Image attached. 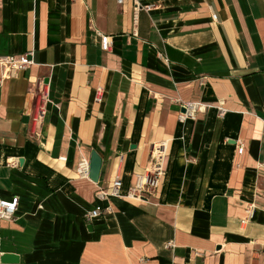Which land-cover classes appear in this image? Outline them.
<instances>
[{
	"label": "crops",
	"instance_id": "crops-1",
	"mask_svg": "<svg viewBox=\"0 0 264 264\" xmlns=\"http://www.w3.org/2000/svg\"><path fill=\"white\" fill-rule=\"evenodd\" d=\"M25 54L0 81V264H264V0H0V56ZM94 151L97 184L76 175Z\"/></svg>",
	"mask_w": 264,
	"mask_h": 264
},
{
	"label": "built area",
	"instance_id": "built-area-1",
	"mask_svg": "<svg viewBox=\"0 0 264 264\" xmlns=\"http://www.w3.org/2000/svg\"><path fill=\"white\" fill-rule=\"evenodd\" d=\"M124 0H118L120 5L123 4ZM137 3V2H136ZM139 6H136L138 10ZM101 38V48L103 51L108 52L111 48V38L101 32H98ZM33 65V60L31 54H25L21 56H0V81L12 78L15 75L25 72ZM96 101L101 103L103 101V89L99 88L97 91ZM182 107L186 109V112H181L179 115L180 122H186L189 119L195 120L198 111L206 109L205 105L200 103H184L182 102ZM44 112L41 110V113ZM220 116L226 114V110L220 105L219 108ZM41 115L38 114L34 121L36 125L41 123ZM244 151V146H239V153L242 154ZM63 160H66L63 158ZM76 175L80 179H90V161L88 159H82L76 168ZM164 175V171L160 163L156 162L150 169H147L143 174H137L135 176V182L132 185L128 198L145 201L151 196H154L159 188L161 178ZM123 187V182L120 178H116L112 185L111 190H98L96 192V197L99 201H104L109 197H123L121 190ZM20 198L18 196H13L9 200H0V218L2 219H13L19 208ZM256 211V205L254 203L249 204L247 208L246 217L242 220V224L249 223L253 218ZM104 212L101 207L97 205L93 210L86 213V221L92 223L94 220L99 219L103 216Z\"/></svg>",
	"mask_w": 264,
	"mask_h": 264
},
{
	"label": "water",
	"instance_id": "water-1",
	"mask_svg": "<svg viewBox=\"0 0 264 264\" xmlns=\"http://www.w3.org/2000/svg\"><path fill=\"white\" fill-rule=\"evenodd\" d=\"M182 112H186V109L183 108ZM232 144H235V142H232ZM20 163H22V160H20ZM101 167H102V158L96 151H94L92 153L91 162H90V179L96 184L99 182ZM88 229L92 231L93 229L92 225H89ZM18 261L19 258L18 256L15 255H5L2 258L3 263H13Z\"/></svg>",
	"mask_w": 264,
	"mask_h": 264
}]
</instances>
